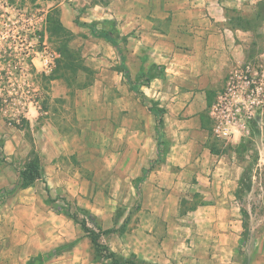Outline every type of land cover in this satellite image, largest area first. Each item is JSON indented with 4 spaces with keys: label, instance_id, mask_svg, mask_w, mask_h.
<instances>
[{
    "label": "crops",
    "instance_id": "obj_1",
    "mask_svg": "<svg viewBox=\"0 0 264 264\" xmlns=\"http://www.w3.org/2000/svg\"><path fill=\"white\" fill-rule=\"evenodd\" d=\"M85 2L88 6L80 19L88 23L91 33L101 28L115 31L120 45L96 35L94 78L121 91L127 89L124 80L128 75L141 79V119H134L141 132L136 130L133 137L123 135L126 142L141 146V151H130L124 162L129 161L122 167L137 161L144 181L139 189L133 185L111 189L105 199L107 205L122 200L130 208L137 197L141 204L133 217L139 232L128 238L130 252L149 264H264V231L261 242L254 236L248 259L241 252L245 243L242 211L250 204L247 194L242 197L241 193L250 186L244 190V167L226 150L227 143L237 147L250 138L264 158V104L251 120L249 135L239 134L227 143L215 139L210 114L219 92L236 75L241 76L245 65L251 64L255 70L264 66V0ZM70 9L73 15L79 12L70 3L61 5V20L77 31L75 16L64 19ZM51 125L45 123L48 129ZM8 143L6 153L13 154ZM20 143L17 140V147ZM59 152L49 151L50 159ZM57 165L49 167L57 170ZM57 173L54 177L50 173L52 179L58 178ZM46 179L51 177L46 175ZM33 185L20 188L14 197L20 198ZM85 190L95 197L94 202L85 200L83 188L69 192L80 204L97 210L98 189ZM183 201L189 207L186 212L181 209ZM27 203L20 205L26 207ZM85 243L81 240L79 245ZM23 252L20 257L30 256L25 249Z\"/></svg>",
    "mask_w": 264,
    "mask_h": 264
},
{
    "label": "rangeland",
    "instance_id": "obj_2",
    "mask_svg": "<svg viewBox=\"0 0 264 264\" xmlns=\"http://www.w3.org/2000/svg\"><path fill=\"white\" fill-rule=\"evenodd\" d=\"M65 3L79 11L73 15L70 9L64 17L75 16L77 31L59 30L56 22L51 28L50 10L59 8L61 17ZM87 6L85 0H0V264H112L105 252L94 248L80 223L56 211L66 208L86 220L100 234V242L120 257L141 264V257L130 252L128 239L139 232L137 221L133 222L141 209L138 198L130 208L122 200L117 205L105 201L111 189L126 185L139 189L144 181L137 161L122 167L130 151H141V146L123 136L141 132V125L134 122L141 119V79L126 78L127 89L121 91L94 78L92 47L97 37L80 19ZM46 57L51 61L48 67ZM47 122L52 129L45 127ZM7 140L13 154L6 153ZM33 147L42 156L44 176L15 198L20 170ZM226 147L244 167V190L250 186L241 193L250 201L242 211L245 243L240 247L248 259L254 236L261 242L264 231V158L250 138L240 146L227 143ZM60 150L53 160L58 163L55 170L49 167L54 166L49 151ZM53 172V177L58 172V178L52 179ZM47 182L55 202L48 201ZM91 187L98 189L97 210L80 204L69 192L83 188L85 200L94 202L89 191L85 194ZM25 200L23 207L20 203ZM181 209L189 210L184 201ZM81 240L86 243L79 245ZM24 249L30 256L20 257Z\"/></svg>",
    "mask_w": 264,
    "mask_h": 264
},
{
    "label": "built area",
    "instance_id": "obj_3",
    "mask_svg": "<svg viewBox=\"0 0 264 264\" xmlns=\"http://www.w3.org/2000/svg\"><path fill=\"white\" fill-rule=\"evenodd\" d=\"M49 57L44 64L50 65ZM237 78V79H236ZM219 92L211 105L210 114L214 121L213 133L216 137L230 140L237 135H249L251 120L264 104V66L253 69L245 65L243 73Z\"/></svg>",
    "mask_w": 264,
    "mask_h": 264
},
{
    "label": "trees",
    "instance_id": "obj_4",
    "mask_svg": "<svg viewBox=\"0 0 264 264\" xmlns=\"http://www.w3.org/2000/svg\"><path fill=\"white\" fill-rule=\"evenodd\" d=\"M49 22L51 23V28H52V25H54V23L56 22L57 28L59 30H64L65 32H69L68 28L65 27V25L63 24V22L61 20L59 8H52V10H50ZM93 31H94L95 35L103 36V37L113 41L118 47L120 46L119 41H118L119 37H118V35L115 34V31H108V30H105L103 28L93 29ZM127 78L130 80L129 75L127 76ZM161 124H162V118H159V124L157 126V132H159V134H160ZM160 153L161 154H159L157 161H160V158L162 156V149H161ZM41 163L42 162H41V157H40L39 153L37 152L36 149L33 148L29 154L28 160L24 164V167L20 170L19 180H18L15 188L29 187V186L33 185L37 180L42 179L43 178V170H42V164ZM145 170H148V169H145ZM46 190L48 191V201L49 202H55L56 199L53 198L52 195L50 194V189H49L48 185L46 186ZM6 192H7V194L9 193V191H7V190H6ZM56 211L58 213H63L66 216L75 220L76 222L80 223L82 228L84 229V231L88 234L94 248L96 250H98L99 252H102V253L105 252V255H107V257L112 261V264H139L140 263V261H138L134 258L129 259V258L120 257L115 251L111 250L109 248V246L100 242V240H99L100 234H98L94 229L89 227L86 220L80 219L78 214L75 212H72L69 208H66L63 210L57 209ZM106 231L107 230H105V232ZM141 264H149V263H147L146 261L141 259Z\"/></svg>",
    "mask_w": 264,
    "mask_h": 264
}]
</instances>
